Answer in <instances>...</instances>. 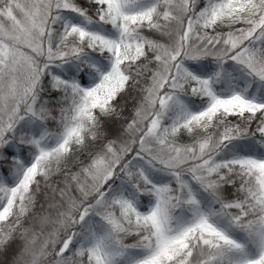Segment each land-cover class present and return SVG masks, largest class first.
<instances>
[{"label": "snow or ice", "instance_id": "snow-or-ice-1", "mask_svg": "<svg viewBox=\"0 0 264 264\" xmlns=\"http://www.w3.org/2000/svg\"><path fill=\"white\" fill-rule=\"evenodd\" d=\"M0 264H264V0H0Z\"/></svg>", "mask_w": 264, "mask_h": 264}]
</instances>
